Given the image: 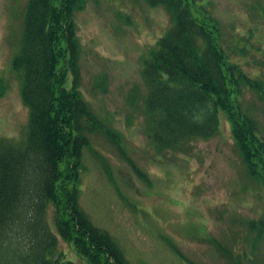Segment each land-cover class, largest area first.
<instances>
[{
  "label": "rangeland",
  "instance_id": "rangeland-1",
  "mask_svg": "<svg viewBox=\"0 0 264 264\" xmlns=\"http://www.w3.org/2000/svg\"><path fill=\"white\" fill-rule=\"evenodd\" d=\"M194 1H189L192 16H209L228 56L264 83V0ZM26 3L0 0V76L6 84L0 136L12 138L23 136L28 120L20 80L11 68ZM73 19L79 91L110 129L87 132L82 151L78 202L91 222L115 239L129 264H226L212 239L232 253L246 250L253 259L247 263L263 264L264 241L249 250L252 235L241 220L264 211V188L246 174L225 117L215 134L177 149L156 150L146 136L140 72L148 49L170 24L163 6L85 0ZM237 97L264 139V100L244 86ZM47 213L57 253L87 264L58 235L51 205Z\"/></svg>",
  "mask_w": 264,
  "mask_h": 264
},
{
  "label": "trees",
  "instance_id": "trees-1",
  "mask_svg": "<svg viewBox=\"0 0 264 264\" xmlns=\"http://www.w3.org/2000/svg\"><path fill=\"white\" fill-rule=\"evenodd\" d=\"M84 1L26 3L11 68L20 80L28 120L22 137L0 136V264H77L57 253V235L47 221L50 205L58 235L87 264H129L115 239L94 225L78 202L87 132L110 133L78 88L73 14ZM143 1L163 6L170 17L142 60L149 142L156 150L181 148L188 140L215 134L224 116L246 174L264 188V139L237 97L244 86L264 100V83L228 56L209 16H192L189 1L194 0ZM5 89L0 76V96ZM241 224L252 235L249 250L264 241V211ZM212 241L226 264H254L247 263L253 259L246 250L232 253Z\"/></svg>",
  "mask_w": 264,
  "mask_h": 264
}]
</instances>
